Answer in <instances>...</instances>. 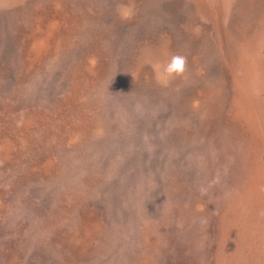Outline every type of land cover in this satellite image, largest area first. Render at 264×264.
Returning a JSON list of instances; mask_svg holds the SVG:
<instances>
[{
    "label": "rangeland",
    "instance_id": "obj_1",
    "mask_svg": "<svg viewBox=\"0 0 264 264\" xmlns=\"http://www.w3.org/2000/svg\"><path fill=\"white\" fill-rule=\"evenodd\" d=\"M0 264H264V0H0Z\"/></svg>",
    "mask_w": 264,
    "mask_h": 264
},
{
    "label": "clouds",
    "instance_id": "obj_2",
    "mask_svg": "<svg viewBox=\"0 0 264 264\" xmlns=\"http://www.w3.org/2000/svg\"><path fill=\"white\" fill-rule=\"evenodd\" d=\"M116 11L118 16L124 20L130 19L134 14L132 6L127 4L119 5ZM187 65V56L179 53L171 55L164 63H156L153 65L156 82L162 87H167L173 79L185 74ZM21 124L22 121L17 122V126H21ZM198 190L203 196L207 194L208 188L202 186Z\"/></svg>",
    "mask_w": 264,
    "mask_h": 264
}]
</instances>
